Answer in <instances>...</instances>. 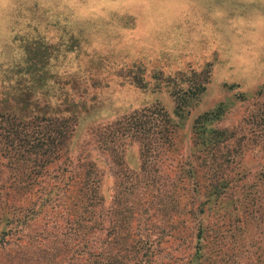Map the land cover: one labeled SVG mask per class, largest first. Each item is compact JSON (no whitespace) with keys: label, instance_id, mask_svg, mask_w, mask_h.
<instances>
[{"label":"trees","instance_id":"obj_1","mask_svg":"<svg viewBox=\"0 0 264 264\" xmlns=\"http://www.w3.org/2000/svg\"><path fill=\"white\" fill-rule=\"evenodd\" d=\"M114 1H30L16 16L39 32L27 57L0 64V264H264V84L224 83L238 90L192 115L209 65L149 76L137 66L130 83L165 90L171 112L144 106L98 125L100 109L59 67L61 56H105L109 39L125 37L128 27L112 26ZM252 1L235 0L226 20L208 2L200 22L218 34ZM246 102L248 115L224 126Z\"/></svg>","mask_w":264,"mask_h":264},{"label":"rangeland","instance_id":"obj_2","mask_svg":"<svg viewBox=\"0 0 264 264\" xmlns=\"http://www.w3.org/2000/svg\"><path fill=\"white\" fill-rule=\"evenodd\" d=\"M30 1L44 3L46 0H0V64L3 66L27 57L26 47L39 32V29L33 31L18 20L15 23L19 13L26 14ZM208 2L212 10L219 11L222 20L236 13V9L231 8L236 6L235 0H115L119 9L115 7L112 26H117V31L120 27H128L123 28L125 37H115L114 41L109 39L107 45L113 46L115 42V47L108 53L102 52L105 56H72L70 53L61 56L60 72L66 70L75 74L81 89L86 90L82 92L83 100L100 109L98 125L144 106L159 105L171 112L173 103L165 90H137L130 83L131 72H136L137 66L144 68V75L149 76L156 70L174 75L179 71H200L209 65L212 70L210 84L192 115L213 108L238 90L227 92L224 83L242 84L246 91H254L258 85L264 84V2H251L258 4L254 8L260 14L255 9L252 12L242 10L238 15H242L243 20L227 26L222 25L219 14L214 12L211 17L222 25L218 34L214 28L204 27L200 22L202 15L208 13ZM184 11L189 13L185 15ZM106 13L108 11L104 9L102 14ZM111 31L108 33L112 34ZM119 33L122 35V29ZM129 36L135 38L133 44L137 51L134 53V45L132 50L126 49V42L128 47L131 46ZM83 59L94 62L85 63ZM250 108V102L237 105L226 115L223 125H237L248 115ZM94 130L91 127L86 132L81 145L91 141ZM92 152L101 156L97 151ZM112 182L110 179L108 184Z\"/></svg>","mask_w":264,"mask_h":264}]
</instances>
